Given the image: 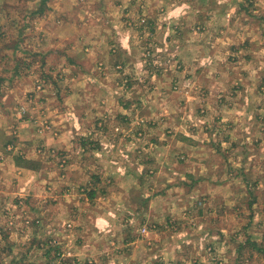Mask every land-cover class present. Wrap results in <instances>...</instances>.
Masks as SVG:
<instances>
[{
	"label": "rangeland",
	"instance_id": "1",
	"mask_svg": "<svg viewBox=\"0 0 264 264\" xmlns=\"http://www.w3.org/2000/svg\"><path fill=\"white\" fill-rule=\"evenodd\" d=\"M179 11L184 17H179ZM168 17L175 21L170 27ZM155 19L159 20L158 24L162 22L158 34L150 31L149 22ZM98 28L101 31L97 38ZM117 28L127 32L134 49L142 44L147 46L141 49L150 64H144L147 70L140 81L145 87L144 93H151V84L158 85L159 78L167 77V40L179 42L180 49L182 32L195 40L205 36L218 42L237 40L238 44L252 38L250 46L253 47L246 52L259 59L260 67L264 68V0H0V113L4 110L8 114L3 119L6 125H2L8 139L0 152V164L8 156L14 157L15 167L36 171L39 176H46L47 182L49 164L58 178H65L72 158L63 150L44 145L45 134H55L49 113L62 104L63 81L72 72L59 68L60 54L84 51L86 59L90 58L88 50L95 39L113 55L114 47L110 48L107 43L113 41ZM247 34L251 36L249 39ZM160 42L165 44L160 45L164 49L153 48L154 43ZM174 42L170 45L175 50ZM68 45H71L69 49ZM106 59L100 62L101 72L110 71L106 80L117 84L122 77L124 83L127 71L119 72L122 66H110ZM172 66L181 72L178 62ZM101 72L99 77L103 76ZM180 76L181 81H174V77L169 80L167 90L175 92L180 103H184L180 111L186 115L191 129H195L199 147L206 156H215L203 163L222 171L217 179L222 184L211 199L202 195L179 205L174 220H167L160 228L153 223L142 226L141 236L148 238L146 235L150 232L159 235L153 236L158 241L153 245L155 253L150 252L155 258L149 264H264V84L259 79L253 85L254 92H250L257 95L254 104L244 95L248 92L245 88L239 93L234 90L214 94L203 89L196 78L188 85L184 84L185 74ZM77 80L67 82L68 89H74ZM90 81L99 85L97 80L84 78L83 87L104 98V93L95 90ZM119 87L123 90L125 84ZM230 104L235 105V111L226 110ZM145 117L146 123H152L155 115L146 113ZM180 117L183 116L176 119ZM22 123L31 127L35 136L34 143L29 141L32 150L28 156L19 140ZM144 135L143 131L138 132V137L144 138ZM178 160L184 161V158ZM78 163L73 157L72 164ZM84 165L86 168L81 173L91 178L90 166L86 162ZM10 173L9 177L13 178L15 174L12 176L11 170ZM39 176L34 177L37 183L41 181ZM4 179L8 178L0 173L1 264H42L38 256L43 252L49 255L44 264H95L91 258L80 259L73 252L80 235L74 218L76 211L68 213L67 208V213L51 227L41 215L34 216L37 207L32 200L33 190L30 192L34 180L26 188L24 184V190L3 192L7 196L12 194L9 199L2 190L16 189L17 183L8 180L7 184ZM70 183L80 182L72 179ZM48 187L51 188L48 183L42 184L43 191L50 196L46 206L52 210L56 207ZM86 189L76 185L68 194L87 199ZM38 206L42 208L41 204ZM86 209L81 208L82 214ZM35 235L39 241L31 240ZM103 242L105 247L110 245L106 238ZM148 249L151 251L152 247ZM27 250L35 253L24 257Z\"/></svg>",
	"mask_w": 264,
	"mask_h": 264
},
{
	"label": "crops",
	"instance_id": "2",
	"mask_svg": "<svg viewBox=\"0 0 264 264\" xmlns=\"http://www.w3.org/2000/svg\"><path fill=\"white\" fill-rule=\"evenodd\" d=\"M177 14L180 18L184 17L181 11ZM173 22L174 18L168 17L169 27ZM149 23L150 31L158 34L162 22L158 24L159 20L155 19ZM236 26L240 27L239 24ZM100 29L96 30L97 38ZM168 29L170 31V28ZM179 36L180 49L179 42L167 40L168 78H159L156 81L158 85L153 82L151 93H144L145 87L140 83L147 70L145 66H148L146 54H142L141 49L144 50L147 46L142 44L140 48L134 49L127 32L120 28L116 29L113 39L108 37L113 40L107 43L110 48L114 47L113 55L95 39L89 52L87 51L90 58L86 59L84 51L60 54L62 62H59V68L63 71L70 69L72 74L65 76L67 78L63 81L62 104L59 108L53 107L56 111L49 113L54 122L55 134H45L44 145L65 151L70 159L75 157L79 163L74 165L71 159V165L66 170L68 173L63 179L58 178L57 173L51 170L53 166L46 163L49 182L45 179L46 176L41 177L36 171L19 170L13 165L14 157L8 156L4 164H0V173L8 178L4 179V182L9 184V180L17 183L16 189L7 187L2 193L24 190V184L25 188L30 186L31 179L39 176L41 181L38 180L37 183L34 180L30 189V192L33 190L32 200L36 203L34 207H37L34 216L41 215L43 221L49 222L51 227L67 213V208L68 213L76 211L74 218L80 235L73 252L80 259L91 258L95 264H149L155 258L152 253H155L156 246L153 245L158 240H154V237L159 235L150 232L146 235L148 238L141 236L142 226L153 223L160 228L167 220H174L178 215L179 205H185L197 196L204 195L209 198L213 192L221 189L222 182L217 179L222 171L203 163L204 160L215 156H206L199 147L195 129H191L192 125L189 126L186 115L180 111V106L184 103H180L175 92L173 94L167 90L169 80L174 77V81H181L180 74L184 73V84L189 85L190 80L196 78V82L203 89H208V92L214 94L234 90L239 93L245 88L248 92L244 95H248L255 104L257 95L250 91L254 92L253 85L259 79L264 84V68L260 67L259 59L246 52L249 47H253L250 46L253 41L250 34H247L250 39L243 43L244 45L238 44L237 40L218 42L219 40H210L205 36L202 40H195L187 32H182ZM170 42L177 44V49L174 50ZM160 45L165 46L160 42L157 45L154 43L153 48L159 51L164 49ZM70 46L66 48L69 49ZM106 57L108 65L122 66L119 72L127 71L124 83L122 77H117L121 80H117V84L106 80L110 71L107 70L105 74V70L101 72V64ZM176 62L180 65L178 70L181 72L172 69ZM104 66L106 67L105 64ZM100 72L103 73L102 77H99ZM84 78L97 80L98 86L90 82L95 90L104 93V98L96 97L86 86L83 87ZM75 79H78L76 87L68 89L67 82ZM121 84H125L123 90L119 87ZM100 99L102 101H99ZM241 104L239 103L238 108H241ZM226 110L235 111V105L230 104V108ZM146 113L155 115L152 123H146V117L143 118ZM6 114L4 110L0 113V152L8 139L4 127L2 128L6 123L3 120ZM178 116L183 117L176 119ZM140 131L144 132V138L138 137ZM33 134L27 124L20 125L19 140L27 150V156L32 150L29 141L34 143ZM179 157H183L184 161H179ZM85 162L90 166L91 178L85 176L84 172L81 173L86 168ZM10 170L12 176L16 175L13 178L9 177ZM72 179H78L80 183H70ZM47 183L51 186L47 189L54 197H51V202H54L56 207L52 210L51 206H46L50 196L42 189V184ZM76 185L87 188V199L68 194ZM5 193L3 195H6ZM8 195L10 196L4 197L10 199L12 194ZM38 204H41L42 208ZM81 208H87L84 214ZM105 238L110 244L106 247L103 242ZM31 240L39 241L37 235L32 236ZM148 246L152 247L151 251ZM27 253L32 254L35 251L27 250L23 256H27ZM38 257V260L42 259V264L49 259L48 252H43Z\"/></svg>",
	"mask_w": 264,
	"mask_h": 264
},
{
	"label": "trees",
	"instance_id": "3",
	"mask_svg": "<svg viewBox=\"0 0 264 264\" xmlns=\"http://www.w3.org/2000/svg\"><path fill=\"white\" fill-rule=\"evenodd\" d=\"M1 264V263H0Z\"/></svg>",
	"mask_w": 264,
	"mask_h": 264
}]
</instances>
